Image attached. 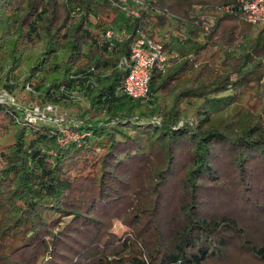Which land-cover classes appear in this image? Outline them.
I'll list each match as a JSON object with an SVG mask.
<instances>
[{
	"label": "trees",
	"instance_id": "obj_1",
	"mask_svg": "<svg viewBox=\"0 0 264 264\" xmlns=\"http://www.w3.org/2000/svg\"><path fill=\"white\" fill-rule=\"evenodd\" d=\"M13 4L0 5L5 80L24 67L32 101L76 109L86 136L61 144L0 103V264H264V24L238 0H144L133 19L109 0ZM110 27L129 35L108 53ZM140 30L170 60L134 100L120 62ZM114 221L130 230L119 243Z\"/></svg>",
	"mask_w": 264,
	"mask_h": 264
},
{
	"label": "built area",
	"instance_id": "obj_2",
	"mask_svg": "<svg viewBox=\"0 0 264 264\" xmlns=\"http://www.w3.org/2000/svg\"><path fill=\"white\" fill-rule=\"evenodd\" d=\"M109 2L117 6L128 19L139 17L140 8L144 5V0H109ZM238 3L248 23L252 25L264 24V0H238ZM225 10L230 11V8H225ZM200 19H202L200 22L203 23L204 30L209 31L212 27V20L204 16ZM96 22V18L90 20L92 25ZM128 35L127 27H110L100 35L98 44L102 49L110 53ZM169 60L170 56L165 52L164 45L155 42L145 32L140 30L138 36L132 43L130 59H122L120 62V68L128 70V74L122 83L121 92L134 100L147 99L152 71L154 69L164 70L168 66ZM59 108L54 105H46L43 113L39 108H36L34 112L27 114L24 120L26 123L33 125L39 122H54L59 126L56 129L63 135L59 140L61 144H66L72 140L79 141L85 138L86 134H78L75 132L71 138L66 133L67 129L64 127L61 128L63 120L51 117L59 113Z\"/></svg>",
	"mask_w": 264,
	"mask_h": 264
},
{
	"label": "rangeland",
	"instance_id": "obj_3",
	"mask_svg": "<svg viewBox=\"0 0 264 264\" xmlns=\"http://www.w3.org/2000/svg\"><path fill=\"white\" fill-rule=\"evenodd\" d=\"M4 6L5 8H11L14 6L13 0H0V5ZM4 8V9H5ZM3 15H0V20H2V23L6 20V18H2ZM205 17V16H204ZM202 18V17H201ZM202 19L198 20L199 22ZM10 25V24H9ZM9 25L5 26L4 24L2 25V28H0V38L7 37V27L9 28ZM203 26V23L200 24ZM9 30V29H8ZM10 31V30H9ZM178 47H184L185 45L176 43ZM2 46V44H0ZM43 49V44H39L38 47L34 50V55L38 56ZM6 64H7V59L5 55V48L0 47V103H6L10 104L12 106H15L17 108V111L19 112V115L23 118L26 117L27 114H31L34 112V109L39 108L40 111L43 113L44 110V105L37 104L33 102V98L36 97V94L33 93L32 91H29L28 88H25V83L23 81V78L26 73V69L22 67L12 78L11 81H7L4 78V73L6 69ZM230 95L229 93L224 94V97H227ZM81 97V95H78ZM81 108L86 111L89 108V105L84 103ZM235 108V102L233 100L227 99L224 101L222 107L216 114V119L215 123L218 125L220 123L225 122L228 120L229 116L233 113ZM84 113V111H83ZM51 116V115H50ZM57 116V117H56ZM55 115H52V118H58V120H63V125H61V128L64 127L67 129L66 133L68 136L71 138L74 136V131L71 127L74 123H76L77 119L80 116V112H78L76 109H66V108H59V113ZM89 115L86 116L88 118ZM104 119V118H102ZM25 121V120H24ZM72 122L71 124L68 123ZM36 123V122H35ZM145 123L144 120L140 121V124ZM188 123L182 121L180 125H183ZM36 124H42L49 126L51 128H59L58 125H56L54 122L51 123V121H48L46 123L44 122H39ZM60 124V123H58ZM14 134L15 131L14 129H11L3 138L2 144L3 145H9L14 141ZM130 233V230L121 222V221H114V225L112 230L110 231V237L114 243H119L124 240L126 236H128Z\"/></svg>",
	"mask_w": 264,
	"mask_h": 264
}]
</instances>
